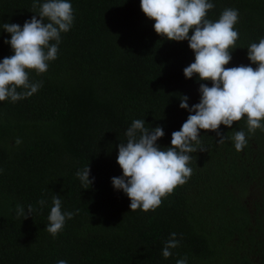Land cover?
I'll return each mask as SVG.
<instances>
[{"label": "trees", "instance_id": "obj_1", "mask_svg": "<svg viewBox=\"0 0 264 264\" xmlns=\"http://www.w3.org/2000/svg\"><path fill=\"white\" fill-rule=\"evenodd\" d=\"M69 2L74 19L61 33L57 58L47 72L29 73L42 87L23 100L0 102V264H177L185 258L187 264H264V131L248 133L246 117L231 129L221 125L229 137L245 131L247 146L237 152L231 139L220 144L215 132L202 130L204 151L190 154L187 182L155 210L130 211L129 198L112 184L123 176L117 157L126 131L144 120L146 128H163L157 145L170 147L190 114L180 108L181 97L191 108L200 101V85L211 82L185 78L195 59L188 41L157 35L140 0ZM210 2L213 22L225 9L239 13V39L226 67H257L247 49L264 39V0ZM32 5L0 0V62L14 54L3 24L22 28L39 14ZM87 166L93 183L85 186L77 173ZM253 185L261 196L249 205ZM54 195L63 212L74 213L55 236L45 230ZM29 205L31 215L18 217L17 206L27 214ZM172 233L179 244L165 258Z\"/></svg>", "mask_w": 264, "mask_h": 264}, {"label": "clouds", "instance_id": "obj_2", "mask_svg": "<svg viewBox=\"0 0 264 264\" xmlns=\"http://www.w3.org/2000/svg\"><path fill=\"white\" fill-rule=\"evenodd\" d=\"M32 7L38 8L39 14L25 21L22 28L18 24H3V29L11 35L5 43L10 44L14 54L0 62V102L23 100L42 87L41 83L30 80L29 73L47 72L49 62L57 58L61 33L68 32L72 26L74 17L69 0H44L42 4L33 0ZM140 7L149 20L155 21L157 35L169 41H188L195 59L184 69L185 78L192 79L195 75L200 81L211 82V87L200 85V101L191 108L188 97H181L180 108L190 114L181 129L172 133L170 147L161 149L157 145L164 136L162 127L146 128L145 121L140 119L134 120L126 131L127 143L118 145L117 163L123 176L112 178L113 187L129 198L130 211L148 212L159 207L164 197L191 177L190 154L204 151L200 147L202 130L215 132L220 144L231 139L237 152L247 146L245 131H235L229 137L219 131L221 125L231 129L234 122L246 117L248 133L264 131V39L247 49V58L257 67H226L232 60L230 49L239 39L234 27L238 22L237 10L225 9L213 22L207 19L208 11L214 7L210 0H140ZM21 142L16 139L15 144ZM89 174V166L77 173L85 186L93 183ZM38 203L43 206L46 201L41 199ZM32 211L31 205L27 214L17 206L18 217L27 219ZM73 215L62 211V200L54 195L45 230L55 236ZM178 244L176 234L172 233L162 255L170 257V250ZM58 264L67 261L60 260ZM177 264H187L186 258Z\"/></svg>", "mask_w": 264, "mask_h": 264}, {"label": "rangeland", "instance_id": "obj_3", "mask_svg": "<svg viewBox=\"0 0 264 264\" xmlns=\"http://www.w3.org/2000/svg\"><path fill=\"white\" fill-rule=\"evenodd\" d=\"M261 191L258 189V187H252V189L246 194V200L249 202L250 200L253 201L254 199H256V197L261 196L260 195ZM249 205L252 204V202L247 203Z\"/></svg>", "mask_w": 264, "mask_h": 264}]
</instances>
